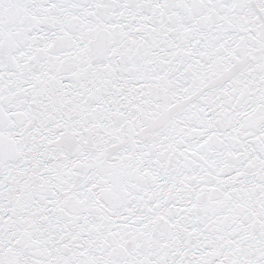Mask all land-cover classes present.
Segmentation results:
<instances>
[{
	"label": "snow or ice",
	"instance_id": "obj_1",
	"mask_svg": "<svg viewBox=\"0 0 264 264\" xmlns=\"http://www.w3.org/2000/svg\"><path fill=\"white\" fill-rule=\"evenodd\" d=\"M0 264H264V0H0Z\"/></svg>",
	"mask_w": 264,
	"mask_h": 264
}]
</instances>
